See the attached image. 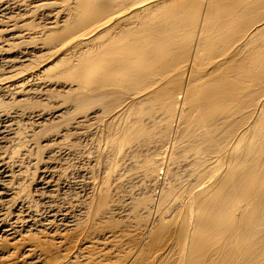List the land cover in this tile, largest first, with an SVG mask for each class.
I'll list each match as a JSON object with an SVG mask.
<instances>
[{
  "label": "bare ground",
  "instance_id": "obj_1",
  "mask_svg": "<svg viewBox=\"0 0 264 264\" xmlns=\"http://www.w3.org/2000/svg\"><path fill=\"white\" fill-rule=\"evenodd\" d=\"M73 4L0 0V241L11 243L0 246L1 259L44 264L49 242L32 244L24 234L53 232L58 249L68 234L119 217L149 238L131 246L124 264L146 255L151 243L159 249L147 264H264V0H166L148 8L160 13L156 21L143 19L160 26L145 27L142 38L125 31L105 51L107 26L89 31L90 24L119 10L127 18L104 24L127 25L137 0ZM35 18L44 32L31 27ZM58 35L66 57L55 67L63 68L41 78L53 67L34 71L31 58L43 51L36 42L47 36L56 43ZM57 90L70 95L64 104L55 101ZM64 156L87 163L86 189L55 208L50 218L61 225L44 219L38 226L32 217L40 209L19 183L30 178L23 159L38 168L30 183L50 189L70 176ZM14 202L27 209L7 220L3 207L8 212ZM114 226L103 241L117 234ZM87 241H78L80 251Z\"/></svg>",
  "mask_w": 264,
  "mask_h": 264
},
{
  "label": "rangeland",
  "instance_id": "obj_2",
  "mask_svg": "<svg viewBox=\"0 0 264 264\" xmlns=\"http://www.w3.org/2000/svg\"><path fill=\"white\" fill-rule=\"evenodd\" d=\"M62 1H63V3H64V5H66V6H70V8H75V5L73 4L72 5V1L73 0H60V2L62 3ZM166 0H144L143 2L142 1H139V0H137V4H136V6H135V9H137V10H135V11H137L135 14L134 13H132V21H130L127 25H114V24H104V23H106L109 19H108V17H111V18H113V17H115L116 15H120V16H122L123 18H127V12H125V11H119V10H116V11H114L112 14H106V15H102V17H101V21L99 22V23H97L96 25H93V26H91V24H90V28L88 29L89 31H91L93 28H95V27H98L100 24H102V25H106L107 27L104 29V33L102 34L103 36H102V42H105L104 44H103V46L101 47V49H103L104 51L105 50H109V49H111L112 48V44H111V41H112V39H116V37H120L121 36V34L123 33V32H125V31H133V32H137V35H136V38H142V37H146V34H144V33H141L142 31H144V28L145 27H148V26H155V27H158V26H160V25H156V24H153V23H150V22H147V21H143V19H146V20H157V17H158V15L160 14V13H151V12H149L148 11V8H151L153 5H155V4H157V3H162V2H165ZM201 2L202 3H204V4H206L207 3V0H201ZM124 5V7L126 6L125 5V3L123 4ZM145 8H147V11H144L143 9H145ZM201 8H203V6L202 7H200V9ZM138 10H143L142 12L141 11H138ZM134 11V12H135ZM74 13H76V12H73V15H74ZM72 15V16H73ZM31 22H32V25H31V27H33L34 28V30L35 31H37V32H44L45 30V26L44 25H42V21H40V24H39V19H37V18H35V19H33V20H31ZM35 23V24H34ZM37 25H39V26H37ZM36 27V28H35ZM43 27V28H42ZM41 30H40V29ZM64 30V28H59V26L56 28V32H58V33H60V31H63ZM80 30V29H79ZM57 33V34H58ZM52 34H54V32L52 33ZM80 34H82V32H80V31H78L77 30V35H80ZM60 35H58V36H56V39H57V42L56 43H49L48 41H46V39H47V36H45V37H41V39L38 41V42H36V45L38 46V48H39V46L40 47H42L43 46V51H39L38 52V54H36V55H34L33 56V58H31L32 59V62H33V67H34V71L36 70V69H38V68H40L41 66H43V65H46V64H48L49 66H51V67H53V68H51V71L49 72L50 74H45L44 76H41V78L42 77H47V76H49V75H54V74H56L57 72H59L63 67L60 65H58V64H56L57 66L55 67V63H58L59 62V60L61 59V58H63V56L64 57H66L65 55H63V53L62 54H60L59 52H58V50L61 48V45L64 43V41H58V39L59 38H61V37H59ZM62 43V44H61ZM65 43H67V42H65ZM48 50V51H47ZM52 50V51H51ZM41 52V53H40ZM43 53V54H42ZM81 52H79L78 54H77V57L79 56V54H80ZM41 54V55H40ZM58 56H57V55ZM63 55V56H62ZM38 56V57H37ZM45 56V57H44ZM68 56L70 57L71 56V54L69 53L68 54ZM58 57V58H57ZM78 59V58H77ZM113 59L114 58H111V60H110V62H112L113 61ZM34 60V61H33ZM36 60V61H35ZM47 60H50V61H47ZM95 63H96V61H95ZM36 64V65H35ZM104 65V64H103ZM204 65H206V64H204ZM202 67V66H201ZM203 67H205V66H203ZM206 69H207V66H206ZM206 69L204 70V71H206ZM44 79V78H43ZM57 92H60L59 94L57 93ZM64 94V95H63ZM55 95H56V99H55V101L57 102V103H61V104H64V102L63 101H65L66 99H68L69 97H70V95H67V94H65L64 92L62 93V91H59V90H57L56 92H55ZM67 95V96H66ZM57 97H59V98H57ZM66 105H68V104H66ZM62 107H66L65 105H62ZM34 108H36L35 106H34ZM50 108V106L48 107L47 106V109H49ZM54 108V107H53ZM53 108H50V109H53ZM27 119V118H26ZM29 124H31L32 123V119H30V120H28L27 121ZM49 125V124H48ZM21 127H24L23 126V123L21 122ZM48 128H50L51 126H47ZM24 128H26V127H24ZM43 145H44V143H43ZM50 150L49 149H43V152H42V154H41V158L42 159H45V160H47L46 159V156L48 155L47 154V152H49ZM33 154H34V152H33ZM65 157V158H64ZM63 158L64 159H66L67 157L66 156H64ZM68 160H66L65 162H67V164H65L64 162H63V165L66 167V168H68L69 169V175L70 176H68V177H70V179L68 178H66L64 181H65V183H64V181H63V184H61L59 187H56V188H54V187H52V188H48L47 186L46 187H44V185L42 186V184L41 185H38V186H36L35 187V185L34 184H32V183H30L31 181V179L30 178H32V174H36V173H38L37 172V169H34L33 168V163H29L30 161H28V160H26L25 158L23 159V163H25V164H23L27 169H28V172H27V175L30 177V178H26L24 181H20L19 183H20V185H25V186H23L24 188V192L27 194V196H28V200L31 202V205L32 206H36V208L39 210V212H37L36 213V217L35 216H33L32 217V219L33 220H36V221H38L39 223H38V226H41L40 224H43V223H45L47 220H51V221H54L55 222V220H56V222H55V225L57 226V225H61V220H58L59 218H56L55 220H53L52 218H50V216H51V214H54L53 212H57V209H55V208H58V207H62V204H65V202L66 203H70L71 202V200L73 201H76L77 199H80V196H82L81 194H82V192H84L85 191V189L86 188H84L85 186V184L84 183H86L87 182V175L85 174V172L86 171H88V166L86 167V165H87V163L84 161V160H82V159H80V158H67ZM76 161H75V160ZM53 160H55V159H53ZM69 160H70V163H69ZM57 161V160H56ZM75 161V164L73 163ZM79 162V163H78ZM81 162H82V164H81ZM58 163H60L59 162V160H58V162H54V165H57ZM72 163V164H71ZM78 163V164H77ZM26 164H27V166H26ZM31 164V165H30ZM80 165H81V167H80ZM83 165V166H82ZM30 167V168H29ZM80 167V168H79ZM75 168V169H74ZM84 168V169H83ZM34 171H33V170ZM81 170H84V171H81ZM76 171H78V172H76ZM73 172V173H72ZM32 173V174H31ZM70 173H72V174H70ZM76 174H78V175H76ZM82 174V175H81ZM83 174L84 175H86V176H84L83 177ZM73 177H72V176ZM80 175V176H79ZM79 177V178H78ZM80 179V181H78ZM81 179L83 180V183H82V181H81ZM28 180V181H27ZM72 182H71V181ZM71 183H70V182ZM86 181V182H85ZM78 182H80V183H78ZM2 183V184H1ZM15 183H17L16 181L15 182H13L12 184H11V186H10V188L12 189V192H13V189H14V187L16 186V184ZM73 183V184H72ZM4 184H5V178H3V176L2 175H0V185H2V186H4ZM77 184H81V185H77ZM34 185V186H33ZM80 187V189H79V187ZM82 186H83V188H82ZM1 187V186H0ZM27 187V188H26ZM38 188V189H37ZM40 188H42V189H40ZM45 188V189H44ZM54 188V189H53ZM59 188V190H58V192H55L56 191V189H58ZM70 190H69V189ZM77 188V189H76ZM53 189V190H52ZM72 189V190H71ZM82 189V190H81ZM32 190H33V192H32ZM35 190V191H34ZM40 190V191H39ZM44 190V191H43ZM78 190V191H77ZM46 191V192H45ZM49 191H54L52 194H53V198L52 199H48V197H49V195H52L51 193H49ZM63 191V192H62ZM75 191H77V192H79V193H76ZM37 192H39V193H37ZM44 192V193H43ZM70 192V193H69ZM34 193L36 194L35 196H34ZM41 193V194H40ZM48 193H49V195H48ZM76 193V195H73V194H75ZM37 194H39L40 196H38ZM43 194H44V197H43ZM48 196H47V195ZM57 194V195H56ZM68 194V195H67ZM77 194H78V197H77ZM55 195V196H54ZM63 195V196H62ZM67 195V196H66ZM41 196H42V198H41ZM67 198H65V197ZM69 196H71L70 198H69ZM72 196H76V197H72ZM40 197V198H39ZM59 198H60V200H59ZM75 198V199H74ZM39 199H42V200H39ZM64 199V200H63ZM81 200H82V197H81ZM36 201V202H35ZM43 201V202H42ZM52 202V203H54V204H50V202ZM40 202V203H39ZM46 202V203H45ZM48 202V203H47ZM60 202V203H59ZM34 203V204H33ZM43 203V204H42ZM57 203V204H56ZM59 203V204H58ZM62 203V204H61ZM18 204V203H17ZM16 204V202H14V204H12V207H10V209H9V211L7 212V207H5V208H7V209H5L4 207H3V213H6V218H7V216H8V218L9 219H7V220H10L11 219V217L12 218H14V217H16V216H18L20 213V215H19V217L25 212V210L27 209V205L26 204H24V205H21V204H18L17 205ZM38 204H40V205H42V206H39ZM49 204V205H48ZM56 204V205H55ZM75 204V203H74ZM13 205H17L18 207H16V206H13ZM58 205V206H57ZM47 208H46V207ZM51 206V207H50ZM22 207V208H21ZM41 207H44V208H41ZM15 208V209H14ZM19 208V209H18ZM24 208V209H23ZM51 208V209H50ZM17 209H18V211H17ZM23 209V210H22ZM45 209H46V211H45ZM47 209H50V211L49 210H47ZM54 209V210H53ZM42 210H43V213H42ZM10 211H14L15 213L14 214H12V213H10ZM52 211V212H51ZM19 212V213H18ZM43 214H45V215H43ZM49 214V215H48ZM16 215V216H15ZM49 216V217H47V216ZM11 216V217H10ZM46 216V217H45ZM47 218V219H46ZM46 221H45V220ZM114 221H116V222H114ZM114 221H112L111 223H113V224H108V222L105 224V223H103V226H104V228H103V226H102V224H98L97 226V228H99V229H97L96 228V226L95 227H93V229L91 228V230L89 229V230H85L84 232L85 233H83V231H79V233L77 234V233H70V234H68L67 236V240L68 241H66V245L64 246V247H60V248H58L57 249V247L55 246V240L53 239V232H50V231H48V234H47V232L46 231H41V232H39V234L38 233H34V235L32 234V233H30L29 235H27V234H24V233H26L25 231H27L26 229H25V227H23V224L21 223V219H20V228H19V230L20 231H22L23 233L22 234H24L23 236V238H24V240L26 241V240H30L31 241V243L32 244H36L37 243V241H48L49 242V244L50 245H47L46 247H45V250L43 251V253H44V255H43V262L42 263H44V264H116V262H117V264H124L123 262H125L126 261V258L128 257V255L129 254H131V253H133V252H131L130 250H134V248H135V244H137L138 242H140V241H143L144 240V238H146L145 236H141V237H139V233H135V232H133V231H129L128 229H130V228H126V223H125V221L123 222V220H121V219H119V217L118 218H116ZM42 222V223H41ZM119 222V223H118ZM114 223H116V224H114ZM100 225V226H99ZM105 225H106V227H108L109 228V230H107L108 228H105ZM110 227H113L114 225V227H115V231L117 232V234L116 235H114V237L111 239V241H103V236H105L106 235V233L107 232H109V231H111L110 229H113V228H110ZM120 225V226H119ZM101 226H102V229L103 230H101ZM118 228H117V227ZM125 227V228H124ZM24 230H23V229ZM94 228H95V232H94ZM105 229V230H104ZM99 230V231H98ZM122 230V231H121ZM53 231V230H52ZM93 232V234H92V232ZM98 231V232H97ZM127 231H129V232H127ZM43 232V233H42ZM46 234H45V233ZM123 232V233H122ZM130 233V234H129ZM21 234V235H22ZM37 236H36V235ZM87 234V235H86ZM123 234H125V235H123ZM128 236H127V235ZM26 235V236H25ZM49 235H51V236H49ZM85 235V236H84ZM91 235V236H90ZM98 235V236H97ZM132 235V236H131ZM42 236V237H41ZM97 236V237H96ZM102 236V237H101ZM115 236H117L116 237V240H115ZM137 236V237H136ZM52 237V238H51ZM81 237V238H80ZM119 237H120V239H119ZM123 237V238H122ZM83 238H88V241H87V243H89V249H86V250H82V251H80V247H82L84 244H79L78 243V241L80 240V239H83ZM89 238H91V239H89ZM101 238H102V240H101ZM105 238V237H104ZM126 238V239H125ZM135 238V239H134ZM20 239V238H19ZM79 239V240H78ZM97 239V240H96ZM134 239V240H133ZM141 239V240H140ZM149 239V238H148ZM148 239L146 238L144 241H146V242H148ZM95 240V241H94ZM110 240V239H109ZM114 240L115 241H117V242H114ZM133 240V241H132ZM140 240V241H139ZM8 241V242H7ZM97 241H100V243L98 242V243H96ZM102 241V242H101ZM138 241V242H137ZM150 241V240H149ZM53 244H52V243ZM107 242V243H106ZM124 242H125V244H124ZM9 240H5V239H3V240H1L0 241V246L1 245H4V246H8L9 245ZM57 243V242H56ZM94 243V244H93ZM106 243V244H105ZM109 243V244H108ZM145 244V243H144ZM152 244L153 243H151V244H149L150 246L147 248V254L146 255H141L140 257L141 258H143V257H146V258H143V259H141V258H139V259H137L136 261L138 262H134L133 264H147L148 262H149V260H150V258H151V256H153L154 254H155V252L159 249V248H157L156 246H152ZM10 245H11V243H10ZM93 245V246H92ZM135 245V246H134ZM92 246V247H91ZM133 248H132V247ZM56 247V248H55ZM99 247V248H98ZM121 247V248H120ZM120 250H119V249ZM132 248V249H131ZM154 248H155V250H154ZM130 249V250H129ZM123 250V251H122ZM128 250V251H127ZM154 252V253H153ZM67 253H70V254H67ZM118 253V254H117ZM125 253V254H124ZM22 253L20 252L19 253V256L21 255ZM113 254V255H112ZM149 256V257H148ZM122 258V259H121ZM13 259V258H12ZM12 259H9V260H5V259H1V257H0V264H24L23 262H24V260L26 259V258H23L22 259V257L21 258H19L18 260H12ZM22 259V260H21ZM44 259H45V261H44ZM113 259V260H112ZM116 261H115V260ZM146 259V260H145ZM12 260V261H11ZM27 260V259H26ZM97 260H99V261H97ZM110 260V261H109ZM140 260V261H139ZM143 260V261H142ZM22 261V262H21ZM107 263H106V262ZM11 262V263H10ZM103 262V263H102ZM143 262V263H142ZM30 263V262H29ZM28 262L26 263V264H29ZM30 264H32V263H30ZM41 264V263H40Z\"/></svg>",
  "mask_w": 264,
  "mask_h": 264
}]
</instances>
